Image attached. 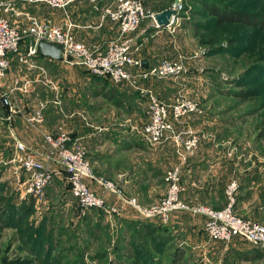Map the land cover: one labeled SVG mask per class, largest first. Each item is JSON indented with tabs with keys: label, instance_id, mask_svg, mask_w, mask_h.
<instances>
[{
	"label": "rangeland",
	"instance_id": "obj_1",
	"mask_svg": "<svg viewBox=\"0 0 264 264\" xmlns=\"http://www.w3.org/2000/svg\"><path fill=\"white\" fill-rule=\"evenodd\" d=\"M140 1L154 12H160L169 9L175 0ZM192 1L183 0L181 22L175 33L169 34L159 30L153 35V40L150 39L157 55V63L164 59L181 60L186 73L179 78L151 79L150 84L159 87L176 86L180 95L198 100L204 110L203 116L192 117L186 124L202 135L199 129L193 127L196 118L210 123L212 129L208 128L203 133L212 134L210 148L224 151L227 149L236 153L238 159H235V168L245 166L264 169V83L253 85L252 88L257 90V94L246 102H238L228 91L238 90L233 86L234 79L243 76L250 67L264 64V61L254 59L257 48L261 49L260 35L257 38L258 45L252 41L241 43L242 47H248V52L239 56L211 53L213 46L224 49L229 45L222 38L224 34L194 35L186 20L190 16V9H201ZM244 3H251L252 8L262 4L260 0H234V4ZM143 24L141 27L147 28L151 22L145 21ZM109 26V33H103L107 40L100 46V50L105 48L109 40L118 36L116 26L112 23H109ZM244 30L251 31L248 28ZM137 34L138 31L134 34L133 55L140 58ZM200 36H203L204 42L213 40L212 46L202 44ZM9 62L5 77L0 80V92H10L9 90L14 88L10 96L13 104L21 110V113L17 114L19 119L24 115L22 120L25 122V116L32 113L33 106L39 101L46 102L45 111L53 108L58 114L57 122L52 127L47 124L49 114H46V117L44 115V123L41 126L33 127L37 139L42 140V134L45 132L57 133L62 130L70 134L85 146L86 157L94 174L113 184L119 174L139 173L134 169V164L138 163V156L144 158L141 159L143 164L146 163V155H140L141 153L135 150L123 152L120 150L123 146H118L115 141L138 137L137 131L148 120L147 104L146 107L135 109L133 104L125 100L127 96L118 95L117 87H125L109 86L102 81L100 84L95 83L91 76L86 75V71L77 70L78 68L73 69L75 79L72 80L69 79L68 73H65L67 69L52 67L41 59L32 58L24 62L10 58ZM81 80L84 81L81 83ZM55 101H59L62 110L61 107L58 108L60 105L54 104ZM22 124L19 126L11 122L9 125L0 120V246L3 258L15 262L28 260L29 264H133L136 257L132 254L129 244L130 235L134 233L133 228L130 225L120 226L118 216L104 215L99 220L97 213L91 212L92 210L82 215L72 202L68 185L63 179H55L40 199L22 194L23 173L19 165L12 162L15 155V139L21 141L19 137L24 134L23 131L29 134ZM138 142H141L139 137ZM143 151L148 149L144 148ZM170 151L176 156L174 147H170ZM176 160L172 162L176 163ZM166 167L169 165H166L165 169ZM157 185L154 197L159 198L166 194V186L164 182V186L162 182ZM90 187L95 192H101L95 183L90 184ZM8 199L11 200L13 208H7L5 200ZM36 229H41L43 240H37L34 247L27 238L28 234ZM168 237L170 241L166 243V247L162 245L160 254L151 250V244L148 246L152 258L147 260L149 264L228 262L225 253L217 256L213 262L209 255L204 256L200 250L193 249L190 240L185 236Z\"/></svg>",
	"mask_w": 264,
	"mask_h": 264
},
{
	"label": "built area",
	"instance_id": "obj_2",
	"mask_svg": "<svg viewBox=\"0 0 264 264\" xmlns=\"http://www.w3.org/2000/svg\"><path fill=\"white\" fill-rule=\"evenodd\" d=\"M98 1L0 0V80L5 77L10 58L17 56L19 61L31 60L37 55V41L44 39L64 47L63 57L59 61L63 65L84 70L92 76L108 78L115 86H127L138 91L146 99L148 115L147 122L137 131L140 141L149 148L170 143L177 158L176 164L163 175L166 194L149 206L141 205L135 197H127L113 183L94 174L86 157L85 146L63 131L42 134L45 148L42 155L29 150L15 139L12 162L18 164L23 173L22 194L40 199L55 179H63L69 186L72 202L82 215L96 209L112 217L120 215L122 210H129L143 221H155L164 226L169 224L171 216L176 212L201 215L205 217L203 232L208 243L229 244L239 239L264 253V222L246 219L235 212L240 187L237 179L226 184L225 206L220 210L203 205L191 206L181 198L184 192L183 169L196 154L204 137L186 124L192 117L203 116L200 102L180 94L165 101L153 91L140 86L141 82L151 79L179 78L186 73L182 61L175 59H164L150 68H144L142 60L133 55L135 44L131 37L145 21L151 22L157 30L175 33L181 22L183 0L174 1L169 8L174 14L164 26L157 25L155 20L160 13H155L140 0H112L102 7L100 18L101 21L107 20L114 24L118 36L109 40L102 50L92 49L75 38L72 32L75 25L68 21L67 14V9L72 5L87 2L95 6ZM31 5L61 12L67 21L65 26H57L50 20L39 19L23 11L24 7ZM12 17L17 22H13ZM9 91L0 92V108L5 110L0 120L11 125L21 111L11 101L10 93L14 88ZM54 104L60 103L55 101ZM46 105V102L39 101L33 106L32 113L25 116V122L32 128L41 126ZM92 183L101 192L91 189ZM109 196H113V203L109 202Z\"/></svg>",
	"mask_w": 264,
	"mask_h": 264
},
{
	"label": "crops",
	"instance_id": "obj_3",
	"mask_svg": "<svg viewBox=\"0 0 264 264\" xmlns=\"http://www.w3.org/2000/svg\"><path fill=\"white\" fill-rule=\"evenodd\" d=\"M111 1L112 0H99L98 3L101 4L99 7H97L98 3L92 6L87 2H80L67 9L68 21L75 25L72 32L79 42L92 49H100V46L104 44V41L107 39L105 38L106 35H103V33L105 31L109 33L111 27H108L109 21H101L100 15L102 7ZM23 11L39 19L50 20L57 26H65L67 22L61 12L50 10L44 6H26ZM155 13L160 12L157 11ZM12 21L17 22L13 17ZM20 21L23 22V19L20 18ZM142 24L137 30V36L139 37L138 41L140 43L138 50L141 54L140 59L142 60L143 67L150 68L158 61L157 55L152 47L154 45L151 46V40H153V35H156L159 30H157L152 23L147 25V28H142L141 26L144 25ZM137 31L131 35L133 41ZM157 50H159V48H157ZM44 61L52 67H63V69H67L65 73H68L69 79H75L73 69L76 68L67 67L59 61ZM86 75L88 76L89 74L86 72ZM83 81L84 80H81V83ZM140 86L144 89L153 91L165 101L179 94L176 86L159 87L155 84L151 85L150 81L142 82ZM122 87L125 88L122 89L117 87V91L119 92L118 95L122 97L127 96L125 100L133 104L135 109L142 106L146 107V99L138 91L132 90L127 86ZM59 105V107L55 106V108H60L61 104ZM55 115L58 117V114L55 113ZM14 123L19 126L20 123H23L22 125H25L28 129L29 134L23 131L24 134H22V136L20 135L19 138L29 147V150L41 155L44 154L45 148L43 142L41 139L35 137L36 131H34V128L31 126L29 127L27 123L23 122L21 117L19 119V116H16ZM47 124L50 127L54 125L49 124V122ZM193 127L199 129L203 135V133L206 132L204 130H208L212 125L201 118H196ZM203 136L196 154L189 159L187 165L183 169L182 184L184 186V192L181 196L182 200L191 206L203 205L214 210H220L225 206L224 189L226 184L232 179H237L240 183V187L237 194L235 212L246 219L260 223L264 222V169L245 168V166L235 168V159H238V155L232 151H227V149L224 151L214 150L212 147L210 148L209 142H211L210 138L212 134H205ZM130 138L131 139L117 140L115 144L123 146V148L120 149L123 152L135 150L140 152V155L145 154L146 163L143 164L142 160L144 158L138 156V163L134 164V169L139 173L132 175H128L127 173L119 174L117 179L114 180V185L120 187L125 195L137 198L141 205L149 206L164 195H161L159 198H157L158 196L154 197L155 188L160 182H162V186H164L163 175L172 164L174 165L175 162H172V160L177 158L174 156V153L170 151V147H173L170 143H165L160 147L149 148L143 143H139L138 137L136 138V136H133V138ZM204 145L207 146L204 147ZM144 148H146V150L148 149V151L144 152ZM166 165H169V167L165 169ZM161 173L162 175H160ZM109 202L113 203L114 199L110 198ZM204 220V216H191L187 213L176 212L171 216L170 222L166 227L168 232H171L173 238H177L181 235L185 236L186 239L190 240L193 249L200 250L201 253L203 252L202 254L204 256L209 255L210 258L213 259V262H215L214 259L217 258V256L225 253L226 259L228 260V262H225L226 264H256V262L264 264L263 252L242 240L234 239L229 244L208 243L203 232ZM117 221L120 226H128L131 225L132 222L138 223L140 221L151 225L158 224L155 221H143L129 211H122V213L118 215Z\"/></svg>",
	"mask_w": 264,
	"mask_h": 264
},
{
	"label": "trees",
	"instance_id": "obj_4",
	"mask_svg": "<svg viewBox=\"0 0 264 264\" xmlns=\"http://www.w3.org/2000/svg\"><path fill=\"white\" fill-rule=\"evenodd\" d=\"M260 1L262 2V4H259V6H256L255 8H252L251 3L234 4V0H193V4L198 5L201 10H198L197 8L190 9V16L186 20V23L192 29L194 35L196 36L202 33H212L213 35L224 34L222 38L229 46L224 49L216 48V46H213L214 48H212L211 53H227L232 57L239 56V54L246 53V51L248 52V47H242L241 43H243L244 41H252L258 45L257 38L260 35L261 49L257 48V55L254 56V59H260V61H264V0ZM163 11L164 10L160 11V13ZM201 19H204V21H202ZM245 28H248L251 31L249 32L247 30H244ZM200 37L202 38V44H209L210 46H212L213 40L204 42L203 36ZM21 48H23L22 45ZM12 58L18 59L17 56H14ZM34 58L39 60H46L48 62H54L52 60L44 58L41 55H36ZM251 63H253V61H251ZM89 76L92 77L95 83H99L102 81L105 82L104 84H108L109 86H115L108 80V78H102L92 75ZM259 83H264V64H257L250 67L246 71V73L243 74V76H240L233 80V86L238 90L228 91L229 94L233 96V98L238 102H246L257 94V90L253 89L252 87L253 85H258ZM0 114L4 115L5 110L0 108ZM46 114L50 115L49 124L56 123L58 117L55 115V111L53 110V108H48L44 112L45 117ZM5 201L7 208H13V204L11 203L10 199ZM91 212L97 213L99 220L104 216V212L101 210L94 209ZM9 217H11V215ZM130 226L134 231V233L130 235L131 238L129 240V244L132 248L131 252L136 257L132 262L133 264H149L147 260L152 258L148 250V246L151 244V250H154V252L160 254L162 253L163 246H165L166 243L170 241L168 235H171L167 230V225L164 226L159 223L156 225H151L140 221L138 223L132 222ZM136 228L138 230H136ZM22 230H20V232ZM42 237L43 234L41 235V229H36L34 232L28 234L27 239H29L28 242L33 243L32 245L35 247V245L37 244L36 241L43 240ZM147 240H149L150 242ZM51 244L52 243L49 241L50 246ZM0 264H29V261L26 260L23 262H15L12 260L4 259L3 252L0 246Z\"/></svg>",
	"mask_w": 264,
	"mask_h": 264
},
{
	"label": "water",
	"instance_id": "obj_5",
	"mask_svg": "<svg viewBox=\"0 0 264 264\" xmlns=\"http://www.w3.org/2000/svg\"><path fill=\"white\" fill-rule=\"evenodd\" d=\"M99 7L101 4H97ZM174 14L172 9H167L155 17L156 23L159 26L167 24L168 19ZM35 52L37 55H41L52 61H60L64 54V47L59 44L48 42L44 39L38 40L35 45Z\"/></svg>",
	"mask_w": 264,
	"mask_h": 264
}]
</instances>
